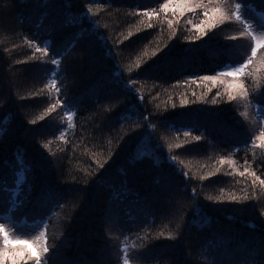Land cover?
Returning <instances> with one entry per match:
<instances>
[{
    "label": "trees",
    "instance_id": "obj_1",
    "mask_svg": "<svg viewBox=\"0 0 264 264\" xmlns=\"http://www.w3.org/2000/svg\"><path fill=\"white\" fill-rule=\"evenodd\" d=\"M237 5L264 15L0 0V217L44 222L48 264H264V46Z\"/></svg>",
    "mask_w": 264,
    "mask_h": 264
},
{
    "label": "snow or ice",
    "instance_id": "obj_2",
    "mask_svg": "<svg viewBox=\"0 0 264 264\" xmlns=\"http://www.w3.org/2000/svg\"><path fill=\"white\" fill-rule=\"evenodd\" d=\"M186 3H187V0H176V6L180 7L181 11H183V8L186 5ZM239 7H240V5H237V8H239ZM161 8L167 10L168 2L161 4ZM214 11H218V10H214ZM205 15H207V13H205ZM236 17H237V19H240V13L239 12L236 13ZM196 27L199 28L200 26L196 25ZM245 27H248V25L245 24ZM261 27H264V25H261ZM52 28H53V30H56L57 25L55 24V22H53ZM240 35H244V33H240ZM253 39L256 40L257 46L264 44V36L253 37ZM30 43L35 44L36 41L33 40V41H30ZM36 50L38 52H41V53H44L45 55H47L50 52V47L46 46V47L40 48L39 45H37ZM251 52L253 55H255L257 52V47H252ZM61 61H62V56L60 55V53L53 51V58L50 60V64L52 66H59L61 64ZM249 62L250 61L245 60L244 63L239 64L237 67L230 68L228 70V75L236 76V75L240 74L241 72H243L245 65L248 64ZM192 79H195V77H192ZM204 79L214 81L216 79V77L215 76H205ZM126 82L131 83L130 81H126ZM50 83L55 85V83H56L55 79H52L50 81ZM45 87H47V85H45ZM57 91H59V89H57ZM229 96L231 97V93H229ZM59 103H61V101L57 100L56 104H59ZM182 103H188V101L183 100ZM114 114L117 117H119V115H120L119 112H116ZM68 115H71V113H68ZM187 134L188 133H185V135H187ZM194 139L199 141L201 139V137L195 136ZM173 159H175V157H173ZM100 167L102 168L103 165H100ZM260 182H261V184H264V180H261ZM192 192L195 193L196 189L193 188ZM47 194L56 195L55 189L50 188L48 190ZM232 199H235V197H232ZM177 227L178 228L180 227L179 223L177 224ZM0 237H2L3 245H4V247H0V262H3V264H9V262H10V264H21L22 261L26 262L29 260H33L34 264H41L40 252L34 251L30 247H22V248L8 247L11 245H28L31 242L28 240H20V239L13 240V239H11L9 237V233H8L4 223H0ZM168 238L169 239L173 238L171 233L168 234ZM36 239L44 241L42 244L37 245V247H39L43 253H49V248H48L47 243H46L47 237H46L45 233L41 232L40 236L36 237ZM44 264H48V261L45 260Z\"/></svg>",
    "mask_w": 264,
    "mask_h": 264
},
{
    "label": "rangeland",
    "instance_id": "obj_3",
    "mask_svg": "<svg viewBox=\"0 0 264 264\" xmlns=\"http://www.w3.org/2000/svg\"><path fill=\"white\" fill-rule=\"evenodd\" d=\"M240 13V20L247 24L246 30L249 33L253 47L261 48L264 44L257 46L256 40L253 37H262L264 36V15L260 14L250 6H240L236 13ZM236 15V14H235ZM234 68V67H233ZM229 70V69H228ZM227 70V72H228ZM255 115H257L264 124V106L258 104L255 108ZM0 223H4L6 229L9 233V237L13 240H28L31 243L28 244L30 248L34 251L40 252L41 255V264H44L46 260L43 253L37 245L42 244L43 240H37L36 237L40 236L41 232L45 233V223L44 222H34V223H20L13 221L10 218L0 217Z\"/></svg>",
    "mask_w": 264,
    "mask_h": 264
}]
</instances>
